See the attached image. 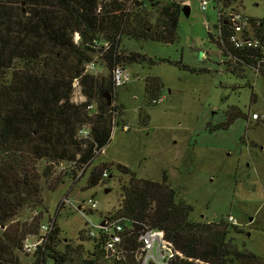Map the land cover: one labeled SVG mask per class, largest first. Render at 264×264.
<instances>
[{
	"label": "trees",
	"instance_id": "trees-1",
	"mask_svg": "<svg viewBox=\"0 0 264 264\" xmlns=\"http://www.w3.org/2000/svg\"><path fill=\"white\" fill-rule=\"evenodd\" d=\"M221 0H212L218 9ZM226 1V2H225ZM235 0H224L227 4ZM264 1V0H263ZM0 0V264H139L138 237L147 227L161 229L180 252L170 264H258L261 257L239 249L230 235L240 233L237 225L224 219L201 221L190 218L192 205L176 198V191L167 182L137 178L126 165L116 163L117 169L129 173L127 184L120 190L121 199L116 212L124 230L119 251L109 254L105 243L107 232L90 237L86 228L79 230L77 243H60L57 208L51 220L48 239L36 250L28 251L25 241L39 237L45 207L41 198V180L55 189L65 182L71 187L88 169L92 160L110 140L112 116L123 114V105L113 94L111 73L118 63H154V59L137 51H125L120 45L122 36L170 43L177 40L176 28L182 3L169 0ZM27 3L23 11L18 4ZM155 13L153 16L152 14ZM252 32L264 46V18L249 17ZM216 25L223 57L260 70L264 59L257 46H236L230 39L232 25L223 18ZM75 33L78 42L73 41ZM103 41L108 47H103ZM97 60L107 73L88 74L85 64ZM15 61H20L16 67ZM264 75V70L261 71ZM78 80L85 100H71L74 82ZM158 81L145 78L149 102ZM109 92L112 103L103 96ZM150 93V94H149ZM151 96V95H150ZM96 103V111L86 106ZM115 101V102H114ZM141 124L148 118L138 112ZM236 118H246L238 107L226 113L225 120L210 130L226 129ZM90 125L91 134L82 137L78 129ZM45 160L42 171L36 167ZM69 163L54 174L61 162ZM113 163L95 165L86 180L85 190L97 186L101 173ZM33 203L39 209L30 221L18 222L14 215L20 207ZM46 220V221H47ZM45 222V221H43ZM36 238V237H35ZM92 242L91 251L83 242ZM30 254L28 262L22 254ZM240 261L241 263H237Z\"/></svg>",
	"mask_w": 264,
	"mask_h": 264
},
{
	"label": "rangeland",
	"instance_id": "rangeland-1",
	"mask_svg": "<svg viewBox=\"0 0 264 264\" xmlns=\"http://www.w3.org/2000/svg\"><path fill=\"white\" fill-rule=\"evenodd\" d=\"M176 1L190 7L188 14L182 11L179 14L176 41L161 43L122 36L123 50L137 51L155 62L125 65L131 78L115 92L116 102L124 106L123 114H115L116 123H111L110 140L104 152L83 170L73 187L65 178L64 183L49 189L48 182L42 178L40 194L45 210L41 221L54 217L66 194L75 204L94 197L98 207L86 211L92 224L116 212L120 190L129 176L117 169L119 163L126 165L137 178L160 181L166 174L176 198L192 205L193 220L219 221L232 215L241 230L230 233L235 245L259 255L258 264H264V75L261 73L264 63L259 70L226 62L230 59L223 57L218 43L219 31L214 28L218 23L217 8L212 0L204 11L199 9L198 0ZM225 2L220 1L221 10L264 18L263 0ZM18 5L23 11L29 8L27 3ZM249 35L256 37L254 32ZM100 64V73H107ZM15 65L20 67L21 62L15 61ZM147 76L158 81L153 93L163 98L161 102H149L154 95L145 92ZM76 89H72L71 100ZM141 107L148 115L142 120L147 124L139 121ZM232 107H238L247 119L236 118L226 129L210 131ZM253 112L258 114L256 120L251 118ZM123 124L128 125V130L121 129ZM101 162L113 163L107 182L85 190L88 174ZM46 163L39 160L36 167L42 171ZM62 167L69 169V163L63 161L55 166L52 178ZM33 205L20 207L14 220L30 221L39 210ZM57 223L60 249L65 241L77 243L79 230L86 228L82 214L68 206L59 208ZM80 242L85 250L91 251L92 242ZM31 258L30 254L21 255L23 262Z\"/></svg>",
	"mask_w": 264,
	"mask_h": 264
},
{
	"label": "built area",
	"instance_id": "built-area-1",
	"mask_svg": "<svg viewBox=\"0 0 264 264\" xmlns=\"http://www.w3.org/2000/svg\"><path fill=\"white\" fill-rule=\"evenodd\" d=\"M199 5H200V10L204 11L205 9L208 8L210 4V0H198ZM220 4V3H219ZM222 8L217 9V15H218V20L220 18L224 19L227 22L231 23V29H232V34L230 36L231 41L233 44L236 46H257L261 48V53L263 55L264 59V46L261 45V42L255 38V37H250V32H252V22L250 21L249 17L241 14V12L238 11H232L229 10L228 12L221 10ZM220 26V22H218ZM252 36V35H251ZM79 39V34L75 33L73 41L75 43L78 42ZM103 47L107 48L108 43L106 41H103ZM85 71L88 74H98L100 73V66H99V61L97 60H92L90 62H87L85 64ZM131 75L130 72L128 71V68L123 65L122 63H118L114 66L112 73H111V79L113 83V94L115 95V92L119 86H123L128 81L130 80ZM77 89L74 91L76 92V95L73 96L74 99L72 98V101L76 104H79L85 100V95L81 91V86L78 82V80H75L74 82V88ZM73 92V93H74ZM162 97L154 98L152 100V103H158L162 101ZM115 102V101H114ZM96 103L93 101L90 104H87L86 108L88 111H96ZM113 123H116L115 120V111L113 114ZM251 118H254L255 120L258 118V114L253 112L251 114ZM90 125H82L78 129V134L82 137H88L91 134L90 130ZM121 129L126 131L128 130V125L123 124L121 126ZM84 169L78 173L80 175L83 172ZM109 170L105 169L102 175V179H107L109 177ZM63 207V206H68V207H73L74 209H77L82 216L84 217L86 223V231L87 235L90 237H97L99 236V232H107L109 236V240L106 241L105 243V249L106 251H111L110 254H116L118 253L119 249V244L122 241V232L124 230L123 223L121 222L120 218L112 216L111 214H106L105 216L102 217V220L99 223L92 224L87 219L86 211L87 210H95L98 207L97 201L94 199L93 196H90L86 201L83 200L79 204H75L72 202L69 198L68 195L66 194L58 207ZM225 221L231 224L238 225L237 221L232 215H228L225 218ZM51 220H47L45 222H42L40 224L39 228V237L37 236L36 238H32V240L25 241L24 247L28 251H35L37 246L42 245L46 239H48V232L51 228L50 226ZM138 251H137V261L139 264H170V262L175 259L177 255H180V252L175 249L174 245L172 244L171 241L167 239L165 236V233L161 229H153L151 227L145 228L138 237Z\"/></svg>",
	"mask_w": 264,
	"mask_h": 264
},
{
	"label": "water",
	"instance_id": "water-1",
	"mask_svg": "<svg viewBox=\"0 0 264 264\" xmlns=\"http://www.w3.org/2000/svg\"><path fill=\"white\" fill-rule=\"evenodd\" d=\"M189 8L190 7L187 4H183L180 11H182L184 14H188ZM103 96L105 97V99L108 101L109 104L112 103V98H111V95L109 92H104ZM108 253L110 254L111 251H109ZM137 256H138V254H137Z\"/></svg>",
	"mask_w": 264,
	"mask_h": 264
},
{
	"label": "crops",
	"instance_id": "crops-1",
	"mask_svg": "<svg viewBox=\"0 0 264 264\" xmlns=\"http://www.w3.org/2000/svg\"><path fill=\"white\" fill-rule=\"evenodd\" d=\"M217 18H218V15H217ZM210 130V129H209ZM210 131H212V130H210ZM104 149H105V147L104 148H102V150H101V152L100 153H102V152H104ZM99 153V154H100ZM250 220H252V218H250ZM251 222V221H250Z\"/></svg>",
	"mask_w": 264,
	"mask_h": 264
},
{
	"label": "flooded vegetation",
	"instance_id": "flooded-vegetation-1",
	"mask_svg": "<svg viewBox=\"0 0 264 264\" xmlns=\"http://www.w3.org/2000/svg\"><path fill=\"white\" fill-rule=\"evenodd\" d=\"M225 118H226V115H225ZM225 118L222 121H219L218 123H220V122L222 123L225 120ZM245 119H247V115H246ZM218 123H216V124H218ZM216 124H214L213 126H215Z\"/></svg>",
	"mask_w": 264,
	"mask_h": 264
}]
</instances>
